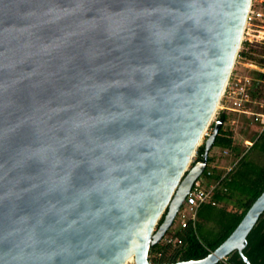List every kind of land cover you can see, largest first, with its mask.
Instances as JSON below:
<instances>
[{"label": "water", "instance_id": "water-1", "mask_svg": "<svg viewBox=\"0 0 264 264\" xmlns=\"http://www.w3.org/2000/svg\"><path fill=\"white\" fill-rule=\"evenodd\" d=\"M250 4L0 0V264H250L264 190L205 257L148 259L206 168Z\"/></svg>", "mask_w": 264, "mask_h": 264}, {"label": "trees", "instance_id": "trees-1", "mask_svg": "<svg viewBox=\"0 0 264 264\" xmlns=\"http://www.w3.org/2000/svg\"><path fill=\"white\" fill-rule=\"evenodd\" d=\"M249 45L248 42L243 43L242 49H240V55H245L247 53ZM260 75L264 78V73ZM217 118L225 122L226 115L224 112H221L218 114ZM213 123L214 122L211 123V126H213ZM262 132H264V129L261 130L258 136L252 141L248 151L238 157L234 166L227 171L223 177H221L222 174L216 173L214 168H211L213 171L212 178L219 181L214 192L215 202L222 201L225 199L226 195H233L238 198L240 205L239 209L234 211L228 210L222 206L224 211L219 213V228L214 239L208 244L202 243L195 235L192 223L189 222L186 227H178L173 232V235L179 240L178 246L172 247L158 242L150 247L148 259L151 262H176L180 260L200 259L213 251L229 236L243 218L253 201L264 190V136L262 137ZM215 145L222 146V148L226 149H232L233 138L231 132L223 129L221 126L213 143V146ZM203 150L204 143L197 147V158L192 164L200 158ZM250 151L256 153L252 161L247 159V154ZM256 158H259V160H256ZM211 161L212 156L208 153L207 168ZM161 220L162 219H160V222ZM169 231L170 230L167 232ZM157 252H161L160 256L157 255ZM243 254L247 257L250 264H264V211L247 235V244L243 249ZM216 264L246 263L237 251H233L225 257V260H221Z\"/></svg>", "mask_w": 264, "mask_h": 264}, {"label": "rangeland", "instance_id": "rangeland-1", "mask_svg": "<svg viewBox=\"0 0 264 264\" xmlns=\"http://www.w3.org/2000/svg\"><path fill=\"white\" fill-rule=\"evenodd\" d=\"M253 8L256 11L262 13L261 17H257L252 20L249 27L250 38L252 41L242 40L243 43L248 42L249 49L245 55H240V49L238 50L235 63L231 72V76L241 78V83L245 87V92L248 94L246 98L242 100V106L237 109V106L233 103H228L229 108L225 110L226 119L223 122V129L231 132L233 138V148L226 149L222 146L215 145L211 148L209 155L212 156L211 166L216 173L225 174L236 163L238 157L242 156L249 149L251 142L258 136L262 129V125L259 121L260 114H264V78L260 74L264 73V0H252ZM246 79L250 80L248 82ZM221 113L220 109L214 114L211 121L217 120L218 114ZM208 126L206 132L210 133L212 126ZM264 132H262V137ZM207 136L204 135L201 145ZM227 150L228 153H224ZM256 155L254 151H250L247 154V159L251 160ZM197 158L196 153L192 157V162ZM256 160H259V158ZM262 160V159H261ZM189 166V167H190ZM222 201L223 204L222 205ZM220 202L203 203L195 212L194 224H192L195 235L199 240L208 244L217 235L219 226V213L224 211L222 206L226 209L234 211L239 209V200L236 196L226 195L225 199ZM190 216V213H187ZM171 228L175 230L177 228L176 219L174 220ZM170 228V229H171ZM127 264H134V261H130Z\"/></svg>", "mask_w": 264, "mask_h": 264}, {"label": "built area", "instance_id": "built-area-1", "mask_svg": "<svg viewBox=\"0 0 264 264\" xmlns=\"http://www.w3.org/2000/svg\"><path fill=\"white\" fill-rule=\"evenodd\" d=\"M261 16H262V13L260 11L254 10L252 0H251V4H250V7L247 13L246 22H245L243 33H242V40L252 41L250 40V38H247V36H250L249 32L251 30L249 25L252 20L256 19L257 17H261ZM242 40H241V43L243 42ZM241 43H240L239 49L241 48ZM246 80L250 82V80L248 79ZM241 81H242L241 78L236 77L235 75L231 76L230 74L225 84V87L223 89V92L220 96L219 102H218V108L220 109V112L225 113V110L230 109L228 105V103L230 102L236 105L237 109H240V107L242 106L241 102L243 98L244 97L246 98V96L248 95L245 92V87L241 83ZM258 119L263 129L264 128V114H260ZM208 134L209 133L205 132L204 135L207 136ZM224 153H228V151L224 150ZM212 167L213 166H211V164L209 165L208 168L206 165L205 170L193 182V185L190 188V191L185 196L182 206L180 207L179 211L176 214L175 219H176L177 228L178 227L184 228L187 226L189 222L194 224L195 212L201 204L203 203L214 204V201H215L214 192H215V189L219 181L212 178L213 176V171L211 169ZM224 175L225 174L221 175V177H223ZM187 213H190V216H187ZM170 228L168 229L170 231L166 232L159 242H161L162 244L170 245L172 247H176L178 246L179 240L176 236L173 235L174 228H171V229ZM160 254L161 252H157V255L160 256ZM222 260H225V258Z\"/></svg>", "mask_w": 264, "mask_h": 264}, {"label": "bare ground", "instance_id": "bare-ground-1", "mask_svg": "<svg viewBox=\"0 0 264 264\" xmlns=\"http://www.w3.org/2000/svg\"><path fill=\"white\" fill-rule=\"evenodd\" d=\"M217 107H218V104H217ZM217 107H216V109H217ZM215 112H216V111H215ZM206 130H207V129H205V131H206ZM205 131H204V132H205ZM202 138H203V137H202ZM201 141H202V139L200 140V142H201Z\"/></svg>", "mask_w": 264, "mask_h": 264}, {"label": "crops", "instance_id": "crops-1", "mask_svg": "<svg viewBox=\"0 0 264 264\" xmlns=\"http://www.w3.org/2000/svg\"><path fill=\"white\" fill-rule=\"evenodd\" d=\"M222 205H224V204H223V201H222Z\"/></svg>", "mask_w": 264, "mask_h": 264}]
</instances>
